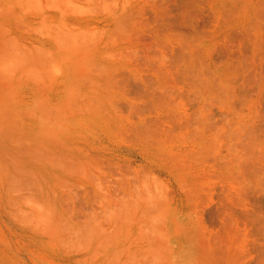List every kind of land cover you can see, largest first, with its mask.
Instances as JSON below:
<instances>
[{
    "label": "rangeland",
    "instance_id": "374dc122",
    "mask_svg": "<svg viewBox=\"0 0 264 264\" xmlns=\"http://www.w3.org/2000/svg\"><path fill=\"white\" fill-rule=\"evenodd\" d=\"M0 264H264V0H0Z\"/></svg>",
    "mask_w": 264,
    "mask_h": 264
},
{
    "label": "bare ground",
    "instance_id": "6f19581e",
    "mask_svg": "<svg viewBox=\"0 0 264 264\" xmlns=\"http://www.w3.org/2000/svg\"><path fill=\"white\" fill-rule=\"evenodd\" d=\"M82 22H83L84 24H86V21H82ZM86 30L90 31V30H92V29L89 28V29H86Z\"/></svg>",
    "mask_w": 264,
    "mask_h": 264
}]
</instances>
